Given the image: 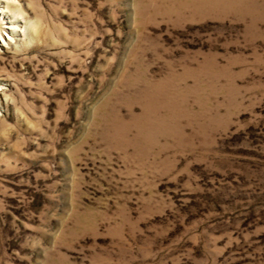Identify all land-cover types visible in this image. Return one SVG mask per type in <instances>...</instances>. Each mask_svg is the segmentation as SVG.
<instances>
[{"label":"rangeland","instance_id":"1","mask_svg":"<svg viewBox=\"0 0 264 264\" xmlns=\"http://www.w3.org/2000/svg\"><path fill=\"white\" fill-rule=\"evenodd\" d=\"M0 10V264H264V0Z\"/></svg>","mask_w":264,"mask_h":264},{"label":"bare ground","instance_id":"2","mask_svg":"<svg viewBox=\"0 0 264 264\" xmlns=\"http://www.w3.org/2000/svg\"><path fill=\"white\" fill-rule=\"evenodd\" d=\"M0 12L2 13V12H3V10H2V11L0 10Z\"/></svg>","mask_w":264,"mask_h":264}]
</instances>
